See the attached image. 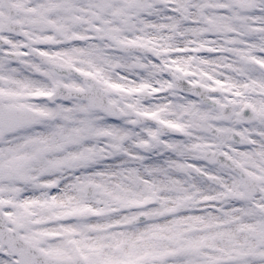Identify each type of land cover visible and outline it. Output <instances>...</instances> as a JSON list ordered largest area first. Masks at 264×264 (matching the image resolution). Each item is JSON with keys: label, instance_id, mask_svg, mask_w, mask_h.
Returning a JSON list of instances; mask_svg holds the SVG:
<instances>
[{"label": "snow or ice", "instance_id": "1", "mask_svg": "<svg viewBox=\"0 0 264 264\" xmlns=\"http://www.w3.org/2000/svg\"><path fill=\"white\" fill-rule=\"evenodd\" d=\"M0 264H264V0H0Z\"/></svg>", "mask_w": 264, "mask_h": 264}]
</instances>
